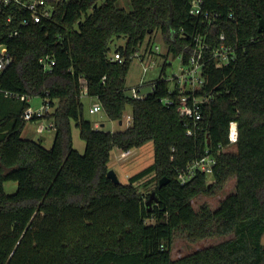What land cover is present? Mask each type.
<instances>
[{"label": "trees", "instance_id": "obj_1", "mask_svg": "<svg viewBox=\"0 0 264 264\" xmlns=\"http://www.w3.org/2000/svg\"><path fill=\"white\" fill-rule=\"evenodd\" d=\"M49 1L55 6L49 19L17 23L20 35L2 38L14 61L0 73V86L49 99L52 110L44 119L53 123L55 137L50 150L24 139L23 113L30 104L0 95V264H264V0H203L206 10L220 15L207 32L209 42L217 44L225 33L237 59L222 68L207 61L203 92L213 98L192 137L177 106L161 99L170 96L162 80L167 57L183 54L187 63L192 48L185 46L197 31L205 34L201 19L189 14L193 0H130L131 9L121 0ZM155 34L167 55L154 89L135 99L126 79L135 54ZM120 38L125 45L115 52H123V64L109 57ZM46 56L56 62L52 71L39 62ZM85 88L111 121H123L130 109V127L96 129L85 116ZM232 121L239 127L234 152ZM74 128L86 143L83 154L74 148ZM148 143L154 145L153 164L128 184H115L108 176L112 151ZM208 149L217 159L213 175L199 173L182 184L177 171ZM150 175L156 184L145 197L137 184ZM231 177L237 178L236 192L217 210L194 208L195 198L214 195ZM7 183L17 185L14 193L6 192ZM178 231L191 242L232 237L173 259Z\"/></svg>", "mask_w": 264, "mask_h": 264}, {"label": "built area", "instance_id": "obj_2", "mask_svg": "<svg viewBox=\"0 0 264 264\" xmlns=\"http://www.w3.org/2000/svg\"><path fill=\"white\" fill-rule=\"evenodd\" d=\"M54 8V4L49 0H0V73L9 69L14 61L8 46L6 43L2 42L4 38L10 40L20 35V30L13 28V25L20 23L21 26L26 27L31 24H41L43 20L49 19L53 15ZM189 14L193 18L201 19V23L205 25V34L197 31L192 41L185 46V51L192 48L187 63L184 62L183 54L177 57L180 59L178 74L168 77L166 73V75L162 77V80H165L169 84L170 96L161 99V102L167 107L177 106L179 114L187 119V135L192 137L195 136L198 124L203 119L204 107L209 104L213 98L211 95L203 92L207 83L205 77L207 61H213L215 62L216 68H222L237 59V49L234 45L227 43L225 33L220 35L217 44H213L211 41L209 42L207 32L209 28L212 27V23L214 24L217 22L220 15L206 10L203 0H193L190 4ZM229 19L235 21L236 16L232 13L229 15ZM6 29H8L7 32L5 31ZM3 33H6L4 37L2 36ZM166 55L167 50L165 53H162L158 46L154 47L152 44H147L144 54L139 56L143 65L144 74H146L149 69L156 66V60L160 57L165 60ZM167 58V63L171 66L169 60L173 58V56L169 55ZM111 60L123 64L125 61L123 52H115ZM39 62L46 71H52L53 67L56 65L55 60L51 56L42 57ZM151 83H148L147 86L151 87V90H153L154 87L151 86ZM144 85H146L145 82H142L138 87L131 90V94H128L139 100L146 98L149 93L141 91V87ZM0 95L6 99H18L30 104V107L23 113V119L26 122L45 120L44 116L46 113L52 110L49 99L39 97L43 100V103L39 109L34 110L31 106V102L34 98L38 97L21 95L6 90L1 86ZM82 96H88L86 88ZM101 111H103V108L99 101H96V103L92 104L89 108L90 114H97ZM127 119L131 123L132 117L128 116ZM47 128L54 129L53 123L48 122L46 128L42 125L39 127V132L42 133ZM96 128L99 129L100 125H96ZM238 140V123L232 121L229 125V149L235 148L238 144ZM226 150V148H219L218 153ZM216 165L217 159L211 150L208 149L202 157L191 161L185 167L177 171L178 180L182 184H187L199 173L212 176Z\"/></svg>", "mask_w": 264, "mask_h": 264}, {"label": "rangeland", "instance_id": "obj_3", "mask_svg": "<svg viewBox=\"0 0 264 264\" xmlns=\"http://www.w3.org/2000/svg\"><path fill=\"white\" fill-rule=\"evenodd\" d=\"M121 7L126 9H131L130 0H121L119 2ZM148 44V39L144 42L141 46L140 50L133 58L127 79L126 85L129 94H131V90L135 87H138L142 82H145L146 85L141 87V91L144 93H149L151 91V87L147 86L148 83L154 82L160 77L161 68L163 65L164 60L160 57L156 60V66L149 69V71L144 74L143 72V65L141 59L139 58L140 55H143ZM125 45V39L120 38L116 39L111 44V52L109 57H113L117 48L122 47ZM152 45L158 46L162 53H165L167 50L165 43L159 34H155L152 37ZM169 63L171 66H168L167 69V76L172 77L179 72L180 68V59L179 58H170ZM95 99L84 97L82 99L85 107V116L88 120H90L93 124L97 123L96 125L105 124V127L100 129L112 133H118L125 131L131 124H129V120L127 119L128 116H131V110L129 109L123 118V124L120 125V121H111L108 119L106 114L101 111L97 114H90L89 108L92 104V101ZM43 100L41 98H34L31 102V106L34 110H37L41 107ZM44 126L45 128L48 125L47 120L41 121H31L28 122L24 132L23 138L31 139L36 142L41 141L43 147L47 150H50L54 144V137H55V130L52 128H47L44 132L40 133L39 127ZM73 142L74 148L83 154L85 152L86 143L80 137V130L78 128L73 129ZM229 151H235V148H230ZM154 162V145L153 143H148L146 146L139 148V149H132L128 152L122 153L119 149H114L111 153V160L109 163V168L113 171L120 183L128 184L129 179L134 175L140 173L141 171L145 170L149 166H151ZM209 181L213 182V179L209 177ZM155 180L154 176L150 175L146 179L140 181L138 185V189L140 194H143L145 197L152 192V189L155 187ZM237 186V178L231 177L228 181L219 189H217L212 196H199L193 200L194 208L199 211L203 205H207L210 210L215 211L219 208L220 204L231 194L236 192ZM17 189V185L15 183H7L5 185V190L8 194L14 193ZM148 201V199H147ZM232 236H211L204 240H200L197 242H191L186 233L178 231L175 234L173 239L172 245V258L178 259L180 257L186 256L188 254L193 253L194 251L200 250L202 248L218 244L222 241H225ZM264 243V237H263Z\"/></svg>", "mask_w": 264, "mask_h": 264}, {"label": "water", "instance_id": "obj_4", "mask_svg": "<svg viewBox=\"0 0 264 264\" xmlns=\"http://www.w3.org/2000/svg\"><path fill=\"white\" fill-rule=\"evenodd\" d=\"M95 7H96V6H95ZM263 31H264V20L262 19V20H260V22H259V32L261 33V32H263ZM120 123L122 124V121H120ZM102 127H104V125H102ZM108 176L113 180V182H114L115 184H119V183H120V181L118 180L116 174H115L113 171L110 170L109 173H108ZM166 183H167V180L164 178V179H162V180L160 181V186H163V185H165ZM154 198H155V193H152L150 199H149L148 202H147V205H148V206L151 205V203H152V201H153Z\"/></svg>", "mask_w": 264, "mask_h": 264}, {"label": "crops", "instance_id": "obj_5", "mask_svg": "<svg viewBox=\"0 0 264 264\" xmlns=\"http://www.w3.org/2000/svg\"><path fill=\"white\" fill-rule=\"evenodd\" d=\"M96 101H97V100L92 101V104L96 103ZM92 104H91V106H92ZM91 106H90V107H91ZM96 124H97V123H94V127H95V128H96ZM122 124H123V121H122ZM122 124L120 123V125H122ZM102 125H104V127H105V124H101V125H100L101 128H103ZM96 129H97V128H96ZM99 129H100V128H99ZM38 131H39V130H38ZM23 132H24V131H23ZM22 137H23V133H22ZM26 139H28V138H26ZM30 140H31V139H30ZM122 153H124V152H122Z\"/></svg>", "mask_w": 264, "mask_h": 264}]
</instances>
